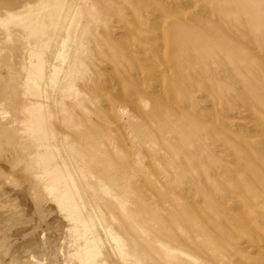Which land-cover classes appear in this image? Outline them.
Returning <instances> with one entry per match:
<instances>
[{
    "label": "rangeland",
    "instance_id": "1",
    "mask_svg": "<svg viewBox=\"0 0 264 264\" xmlns=\"http://www.w3.org/2000/svg\"><path fill=\"white\" fill-rule=\"evenodd\" d=\"M26 2L47 32L25 42L60 46L58 94L87 123L84 184L111 205L119 257L264 264V0Z\"/></svg>",
    "mask_w": 264,
    "mask_h": 264
},
{
    "label": "bare ground",
    "instance_id": "2",
    "mask_svg": "<svg viewBox=\"0 0 264 264\" xmlns=\"http://www.w3.org/2000/svg\"><path fill=\"white\" fill-rule=\"evenodd\" d=\"M37 6L0 0V251L11 249L14 264H128L113 248L121 240L104 191L91 196L84 184L95 159L87 123L71 120L58 94L60 46L25 42L28 29L47 32ZM79 134L83 143L74 141Z\"/></svg>",
    "mask_w": 264,
    "mask_h": 264
}]
</instances>
